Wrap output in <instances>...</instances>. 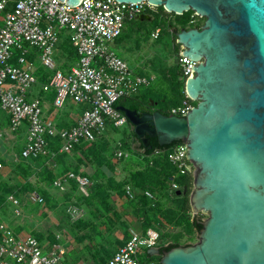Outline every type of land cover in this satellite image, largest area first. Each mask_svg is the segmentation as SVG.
Here are the masks:
<instances>
[{"label": "water", "instance_id": "obj_1", "mask_svg": "<svg viewBox=\"0 0 264 264\" xmlns=\"http://www.w3.org/2000/svg\"><path fill=\"white\" fill-rule=\"evenodd\" d=\"M146 1L204 18L176 33L182 55L197 62L184 83L196 104L184 116L116 108L141 146L150 137L187 144L191 212L207 215L194 243L146 252L160 264H264V0Z\"/></svg>", "mask_w": 264, "mask_h": 264}, {"label": "built area", "instance_id": "obj_2", "mask_svg": "<svg viewBox=\"0 0 264 264\" xmlns=\"http://www.w3.org/2000/svg\"><path fill=\"white\" fill-rule=\"evenodd\" d=\"M159 6L146 0L140 2H118L117 0H81L69 6L60 0H0V108L8 113V126L17 130L26 129V141L21 148L23 158L56 156L71 152L76 144L90 143L103 135L110 125L118 128L128 126L124 114L115 104L122 97H136L141 89L150 86L154 75L134 73L128 64L111 48L110 43L119 36L126 22L139 15L157 13ZM193 13L192 18L195 21ZM198 16V15H197ZM63 32L68 33L77 61L67 70L58 67L55 50ZM160 27L151 35L158 38ZM32 51V52H31ZM177 53L180 79L194 75L196 61ZM47 69L46 80L39 83L38 66ZM15 60H14V59ZM39 84L41 91H53L54 108H62L69 99L81 104L82 109L76 123L70 127H58L50 118H44L38 95L30 96V89ZM179 104L169 109V114L184 116L194 106L185 89ZM3 132L0 131V137ZM48 137L59 140L57 150L50 151ZM122 139L114 142L113 157L123 160L130 151L123 147ZM187 144L176 141L168 148V159L179 174L193 177L194 165L187 158ZM0 161V169L2 168ZM72 180L78 193L87 197L91 185L86 175L67 171L56 177L52 185L64 190V184ZM177 188L170 180L169 193ZM129 197L134 191L125 187ZM148 194V193H147ZM32 198L43 202L36 191ZM7 199L17 204L13 194ZM69 222L81 219L84 208L70 202L65 208ZM15 213L19 212L15 210ZM160 231L149 227L145 231L131 229L125 242L102 264H157L154 260L142 261L144 250L158 246ZM63 249L53 244L47 249L33 235L20 236L4 221L0 220V264H62Z\"/></svg>", "mask_w": 264, "mask_h": 264}, {"label": "crops", "instance_id": "obj_3", "mask_svg": "<svg viewBox=\"0 0 264 264\" xmlns=\"http://www.w3.org/2000/svg\"><path fill=\"white\" fill-rule=\"evenodd\" d=\"M145 17L147 16L139 15L137 19L140 21H151V19L149 20ZM118 41H121V39L119 37L115 38L110 43V46ZM55 53L59 68L67 70L77 61V56L71 47L67 32L61 34ZM29 56L36 63L37 60L34 58V53ZM37 66L36 76L38 82L41 83L45 81L47 73L42 75L39 69L40 66ZM151 89L155 92L159 90L158 88ZM145 90L146 88L141 89L135 98L145 101ZM29 95H38L43 117L52 119L58 127L74 125L82 109L81 104H75L69 99L62 108H54L52 104L54 92L41 91L39 84L30 89ZM8 118V113L0 108V131L3 132V136L0 137V161L3 165L2 169H0V176L3 179H0V191L4 189L3 183L12 186L14 188L13 195L18 200L17 204L24 207L22 212L23 209H28L30 204L36 202L32 198L31 191L37 190L43 196V202H38L40 206L36 207L33 205L32 210L29 208V211L24 214L22 222L16 219L8 222V225L16 234L25 236L33 235L36 232L37 234L35 235L47 249L53 244L58 245L63 249L62 264H102L125 242L129 236V231L131 229L136 230L135 225L138 227L137 231H143L142 212L137 205V201L128 200L124 195H118L113 191H108V193L105 190V187L113 186V182L127 178L132 171L137 169L140 163L139 160L143 156L140 152L141 150L138 149V141L133 142V147L137 153H135V159L129 163L116 160L111 152L108 154L110 142L119 133L118 128L113 129L110 126L105 128L101 141L93 147L94 149L91 153L89 150L92 147L77 146L71 152L62 153L61 156L57 157L46 156L36 160L23 159L19 157V151L26 141L25 126L13 131L8 126ZM124 135L125 139L132 138L129 127L128 132L124 133ZM153 156L148 155L147 157L152 158ZM14 170L16 172L15 180L9 181L10 174ZM67 171L88 176L91 181L89 190L91 188L95 199L88 202L90 204L87 205L84 202L79 203L84 205L85 212L79 221L75 223L66 222L67 226H64V228L68 227L71 232H63V237L66 241L65 245L59 241L62 235L54 234L51 228L53 225L61 226L63 217L58 212V208L63 204L65 207L66 201L63 198L71 196V199L74 200L78 199L80 195L78 191L74 190L75 185L72 180H68L64 184V190H60L50 183V176L57 175L56 177H58ZM138 192V189H134L135 194ZM7 196L0 193V208L8 201ZM15 210L19 212L18 214L14 212L16 215L22 214L19 209L16 208ZM4 218L5 214L0 210V220ZM27 218L29 221H35V226H28L25 223ZM49 221L51 223L48 225ZM10 223L14 225L12 226ZM73 251L79 255L69 258L67 253Z\"/></svg>", "mask_w": 264, "mask_h": 264}, {"label": "trees", "instance_id": "obj_4", "mask_svg": "<svg viewBox=\"0 0 264 264\" xmlns=\"http://www.w3.org/2000/svg\"><path fill=\"white\" fill-rule=\"evenodd\" d=\"M158 8L160 11H158L157 13L146 15L151 17V21H140L136 17L130 20L129 23L137 22L139 24H144L148 27L147 30H149L151 33L156 27H160L161 30V25L163 23L162 16L169 14L174 16L173 21L169 23V30L171 33L176 34L182 28L187 29L190 27H199L204 20L203 17L196 15V19L194 21L192 18L194 12L192 10L186 11L183 14H175L173 12H167L161 6H159ZM124 33L125 31H122V33L116 38L119 37L122 40L126 34ZM178 46L180 47V44H178ZM72 49L74 50L73 47ZM179 50L180 48H178L175 52V63L167 70V73L163 75V79L166 85H163L161 90L155 92L151 89V86L144 87L146 88V92L144 93V97L146 98L145 101L139 100L135 97H122L116 101L115 106L124 105L128 108L136 109L137 112L141 113L143 109H145L143 108V103L157 101V103H159L161 106L152 111L159 110L164 114H169L170 107L179 104L185 96L184 80L180 79V71L177 59V53L179 52ZM40 71L42 75L47 73V71L45 72L43 67ZM44 80H46V77ZM195 104L196 101H194V105ZM127 124L129 130L131 131L132 138L126 140L124 138H121V141L123 147L130 150V145L133 146V142H139V140L134 134L133 126L129 122ZM110 127L115 129V127ZM99 139H102V135L97 136L96 139L90 143L76 144L75 148L77 146L92 147V149L89 150V152L91 153L93 152V147L97 145ZM175 142L176 141L172 143ZM48 143V148L50 151L57 150L60 145L59 140L56 137H48ZM172 143L161 145L158 143L156 137H150L149 143L146 147L141 146V144L139 143L138 149L141 150L140 152L141 154H143V156H141L139 160L140 163L137 169L132 171L127 178L122 179L121 181L113 182V186L105 187V190L107 192L113 191L118 195H124L128 200L137 201V205L141 208L142 212V229L143 231H145L149 227H156L159 229L160 236L158 246L161 250H168L174 246H186L194 243L197 240L198 232L201 229L199 220L204 218V214L202 213L192 214L191 212L189 195L193 189V177L179 174L168 159V148ZM134 153H137V151L135 150ZM61 154L62 153L56 156L49 155V157H57L61 156ZM148 155L154 156L152 158H148ZM19 157L23 158L21 156V150L19 151ZM144 157L146 158L143 159ZM38 158L29 159L36 160ZM56 176H50L51 184L53 183ZM170 180H173L177 184V188L172 193H169L168 191ZM3 184L4 189L1 190L0 193H2V195L4 196L13 194L14 188L7 183ZM126 185H129L133 191L134 189H138L139 192L137 194H134V196L129 197L125 191ZM74 188V190L77 191L76 185L74 186ZM36 192L42 195L41 192L37 190ZM92 193L93 191H91L90 188V192L87 197H83L78 193L80 195H78L79 198L77 200H72L71 196H68L67 198H69V200L65 203L64 214L66 215L65 208L70 202H84L86 205L90 204L88 202H91V200L95 199V196H93ZM167 227H175L178 229L176 231H168ZM146 250L147 249L144 250V254L141 256V260H154L157 264H160V255L150 256L149 254H147Z\"/></svg>", "mask_w": 264, "mask_h": 264}, {"label": "rangeland", "instance_id": "obj_5", "mask_svg": "<svg viewBox=\"0 0 264 264\" xmlns=\"http://www.w3.org/2000/svg\"><path fill=\"white\" fill-rule=\"evenodd\" d=\"M157 11H160L159 8L157 9ZM162 17H163V21H162L163 23L161 25V30H160L161 33L158 38L152 37L150 31L147 30L148 27L146 25L139 24L137 22H133L132 24H129L128 22H126L125 27L123 29V32L125 31L126 33V34L124 33L125 34L124 38L121 41L111 44V48L116 52V54L120 58H122L128 64L129 68L134 73L147 75V76L154 75L155 78L151 82L150 86L151 88H158L159 90L162 89L163 85H166L163 79V75L167 73V70L170 67H172V65L175 63V52L178 48H181L178 46V43H176V39H175L176 34L171 33L169 30L170 29L169 23L173 21L174 16L167 14V15H163ZM36 65H40L38 61H36ZM39 69L41 70L42 67L40 66ZM43 69L45 70V72L47 71L46 68L43 67ZM118 129H119V133H117V135H115L114 137V140L110 142L111 145H110V149L107 151L108 154L110 152L111 154L113 153L114 142H116L120 138L125 139L124 133L128 132L127 125L120 126L118 127ZM100 141L101 140L99 139L98 142ZM135 150L136 149H134V147L130 145L129 156L120 161L129 163L131 160H134ZM10 175L11 176L9 178V181L15 180V176H16L15 170ZM0 179H2L1 176H0ZM4 180L6 181L5 178ZM63 199L66 202L69 200V198L67 197H64ZM74 200H77V199H74ZM33 205H35L36 207L40 206L38 202L36 201L34 204L29 205V208L31 210L33 209L32 207ZM63 205H61L62 208L61 207L58 208L59 210L58 212L61 213L60 215H62L63 217L61 221V226L53 225L51 229L54 232V234L62 235L60 236L59 241L61 242V244L66 245V241L63 237L64 235L63 232L64 231L71 232V231L68 230V227L64 228V226H67L66 222L68 223L69 221L67 220L68 219L67 215L64 214ZM81 206L83 207L84 205L82 204ZM16 208L22 212V208L24 207L19 204H13L12 201L8 200L5 203V205H3L0 208V210L5 214V218L2 221H4L7 224L12 219L14 220L16 219L17 221L22 222L24 220V214H26L29 211V208L23 209L22 214H20L19 216L14 213L15 212L14 210ZM206 216L207 215L204 214V217ZM25 223H27L28 226H32V225L35 226L34 225L35 221H29L28 218L26 219ZM50 223L51 221L48 222V225ZM10 224H12V226L14 225L13 223H10ZM134 227H136V230H138V227L136 225ZM177 229L178 228H175V227H167L168 231H176ZM35 234L37 233L35 232ZM35 234H33V236L38 238L37 235ZM78 255L79 254L75 251L67 253V256L69 258L78 256Z\"/></svg>", "mask_w": 264, "mask_h": 264}, {"label": "flooded vegetation", "instance_id": "obj_6", "mask_svg": "<svg viewBox=\"0 0 264 264\" xmlns=\"http://www.w3.org/2000/svg\"><path fill=\"white\" fill-rule=\"evenodd\" d=\"M160 106L161 105L159 103H157V101H155V102L154 101H150L149 103L148 102H145V103H143V108H145V109H143V111L152 112V110H154L156 108H159Z\"/></svg>", "mask_w": 264, "mask_h": 264}]
</instances>
